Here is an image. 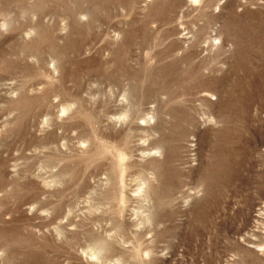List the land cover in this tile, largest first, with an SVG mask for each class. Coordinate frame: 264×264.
<instances>
[{"label":"rangeland","instance_id":"rangeland-1","mask_svg":"<svg viewBox=\"0 0 264 264\" xmlns=\"http://www.w3.org/2000/svg\"><path fill=\"white\" fill-rule=\"evenodd\" d=\"M0 264H264V0H0Z\"/></svg>","mask_w":264,"mask_h":264},{"label":"bare ground","instance_id":"bare-ground-1","mask_svg":"<svg viewBox=\"0 0 264 264\" xmlns=\"http://www.w3.org/2000/svg\"><path fill=\"white\" fill-rule=\"evenodd\" d=\"M195 2V1H194Z\"/></svg>","mask_w":264,"mask_h":264}]
</instances>
